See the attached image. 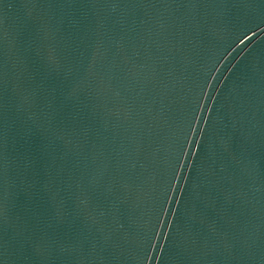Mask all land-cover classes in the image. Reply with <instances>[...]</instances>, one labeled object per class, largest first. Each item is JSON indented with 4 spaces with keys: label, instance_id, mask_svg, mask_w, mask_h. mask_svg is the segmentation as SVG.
<instances>
[{
    "label": "water",
    "instance_id": "95a60500",
    "mask_svg": "<svg viewBox=\"0 0 264 264\" xmlns=\"http://www.w3.org/2000/svg\"><path fill=\"white\" fill-rule=\"evenodd\" d=\"M0 264H264V0H0Z\"/></svg>",
    "mask_w": 264,
    "mask_h": 264
}]
</instances>
